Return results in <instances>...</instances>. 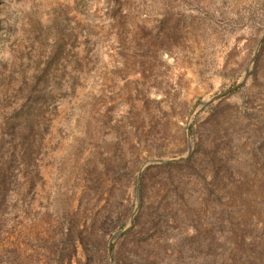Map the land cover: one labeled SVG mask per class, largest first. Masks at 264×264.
I'll list each match as a JSON object with an SVG mask.
<instances>
[{"label":"rangeland","instance_id":"rangeland-1","mask_svg":"<svg viewBox=\"0 0 264 264\" xmlns=\"http://www.w3.org/2000/svg\"><path fill=\"white\" fill-rule=\"evenodd\" d=\"M0 264H264V0H0Z\"/></svg>","mask_w":264,"mask_h":264},{"label":"water","instance_id":"water-1","mask_svg":"<svg viewBox=\"0 0 264 264\" xmlns=\"http://www.w3.org/2000/svg\"><path fill=\"white\" fill-rule=\"evenodd\" d=\"M262 40H263V39H262ZM262 40L260 41L259 45L261 44ZM247 74H248V70L246 71L245 76H246ZM240 85H241V84L239 83L234 89L229 90V91H227V92H225V93H223V94H228V93H230L231 91L237 89ZM219 96H221V95H219ZM219 96H218V97H219ZM183 158H184V157H183ZM183 158H179V159H175V160H162V159H159V160H150V161H146V162L144 163L143 168L146 167V166H148V165H151V164H164V163H168V162H176V161H180V160H182ZM137 199H138V201H139V193H138V192H137ZM119 235H120L119 233L116 234V235L114 236V238L118 237ZM114 238H113V239H114Z\"/></svg>","mask_w":264,"mask_h":264}]
</instances>
